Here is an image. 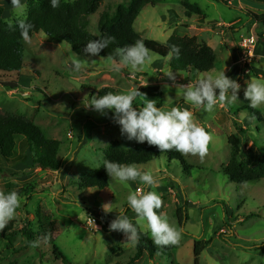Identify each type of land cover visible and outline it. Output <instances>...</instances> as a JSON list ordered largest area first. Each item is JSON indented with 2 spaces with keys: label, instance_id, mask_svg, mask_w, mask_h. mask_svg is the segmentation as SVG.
<instances>
[{
  "label": "rangeland",
  "instance_id": "1",
  "mask_svg": "<svg viewBox=\"0 0 264 264\" xmlns=\"http://www.w3.org/2000/svg\"><path fill=\"white\" fill-rule=\"evenodd\" d=\"M126 1L103 0L89 18V30L100 34V14L104 10L113 11L117 4ZM157 1L155 6L144 7L135 21L136 31L143 39L162 44L174 34L197 35L214 49L216 65L212 72L225 69L226 75L240 83L239 99L225 102L223 106L218 104L212 113H206L184 103L183 90L178 87L195 82L203 73L172 70L171 56L163 58L149 51L151 61L143 70L130 72L127 66L121 65V73H115L111 65L119 60L77 53L66 42L50 40L43 31L33 33L29 36L30 43L24 41V66L18 76L21 88L9 90L0 84V109L32 120L47 137L61 141L58 157L63 168L58 171L33 168L28 162L13 167L0 155V168L5 170L0 172L3 185L0 190H15L21 199L13 219V235L7 239L0 232V264H129L137 252L138 240L127 241L122 232L106 231L98 222L90 224L91 215L85 207L105 217L102 205L111 202L121 212L128 209L129 217L137 220L126 199L130 192L137 190H153L160 195L163 203L159 211L169 217L180 232V239L175 245L160 246L161 252L154 258L146 250L134 264H194V243L199 240H210L199 264H264V179L239 183L224 173L231 153L228 138L232 134L242 141L240 160L256 164L264 157V120L238 111L249 106L244 97L246 80L264 81V4L252 0H228L231 5L215 0ZM183 1L196 4L202 15L190 16L185 12ZM0 6H5L4 15L11 21L13 12L9 0H0ZM186 21L189 27L185 26ZM252 31L260 37L254 50L256 57L251 64L243 66L234 48ZM69 49L89 64L94 61L93 64L80 73L73 72L65 63ZM256 64L261 67H255ZM166 71L176 74L175 82L165 76ZM165 84L171 85L167 93ZM154 86L160 87V93L151 96L146 90ZM106 88L113 93L139 88L148 99L159 101L157 107L168 99L172 106L188 108L211 135L207 155L201 160L199 156L182 154L188 168L166 154L138 165L162 178L153 189L139 181L124 185L111 179L107 189L80 188V175L101 166L109 143L118 140L126 149L147 143L129 141L122 136L120 126L110 118L111 113L103 116L84 107L85 97L91 100ZM142 103L143 97H137L134 107ZM256 109L264 118V105ZM25 143L22 137L17 138L16 150L31 159ZM7 184L14 187H5ZM180 208L187 218L182 225L178 219ZM45 215L58 223L55 245L41 239L33 246L23 235L22 227L29 220L38 224ZM143 224L142 230L151 237L146 221ZM55 247L61 256L54 254Z\"/></svg>",
  "mask_w": 264,
  "mask_h": 264
},
{
  "label": "trees",
  "instance_id": "2",
  "mask_svg": "<svg viewBox=\"0 0 264 264\" xmlns=\"http://www.w3.org/2000/svg\"><path fill=\"white\" fill-rule=\"evenodd\" d=\"M103 0H75L72 2L60 0V6L53 9L50 0H27L28 5V21L33 25L29 33L43 31L50 40L71 45L72 49L77 52H85L84 49L89 40L98 39V37H112L111 43L107 48L103 49L99 56L109 57L119 60L116 51L126 45H131L137 40L143 41L145 47L163 57L169 58V53L173 45L180 48V54L177 58L174 54L170 58V67L176 72H196L204 73L212 71L216 65V54L214 49L205 41H200L197 35H172L166 44H162L153 39H143L136 31L134 24L142 10L147 5L155 6L157 0H128L117 4L113 11L104 10L100 14L98 28L100 34L92 33L89 30L90 16L99 8ZM226 5H231L228 0H215ZM259 4H264V0H252ZM182 5L186 12L191 14L202 15V10L189 1H183ZM5 9L0 6V84L9 90L21 88L18 76L24 66L23 52L24 39L20 34L18 27H9V20L4 16ZM252 16L256 14L250 12ZM14 24V21H13ZM262 36V35H261ZM238 47V46H237ZM238 55H241L240 47L234 48ZM151 96L160 93V87L154 86L146 90ZM112 92L111 89H103L99 92V96ZM238 111H245L252 117H257L260 121L264 118L261 112L250 106H244ZM242 131L246 132L243 128ZM22 137L26 142V146L31 153V159H27L17 149V138ZM231 146L229 162L224 173L235 182L245 183L264 179V157L259 159L258 163L252 164L250 160H240L243 157L242 141L239 136L232 134L228 138ZM61 141L47 137L42 128L35 124L32 120L10 113L0 109V155L5 161L15 167L21 163L28 162L33 168L49 169L58 171L63 168V164L58 157ZM166 154L169 158L180 161L185 168L188 165L180 152L175 150L160 152V150L148 143L137 145L126 149L118 140H114L104 149V161L109 160L121 164H147L155 157ZM93 169L87 173L80 175L79 187L91 188L98 187L101 189L109 188L111 177L103 167ZM24 168V167H22ZM5 171L0 168V172ZM0 186H3L0 184ZM5 187H14L13 184H7ZM2 191V190H0ZM85 210L89 215L96 218L106 231H110L109 225L114 219L116 213H109L105 217H101L97 211L86 206ZM127 209L124 213L128 215ZM130 218V217H129ZM131 219V218H130ZM178 219L180 224L187 219L182 208L178 209ZM133 223L136 220L131 219ZM36 224L29 220L22 227V233L27 238L29 244L45 241L51 245H55V233L58 231V223L49 216L40 217ZM15 221L9 222L7 227L2 231L4 238L13 235ZM138 229L137 252L130 259L129 264H134L140 259L147 250L151 258H154L161 252V247L157 246L148 232L142 230L139 224ZM210 240L195 241L194 243V264H199L200 256L206 249ZM54 254L61 256L57 248H53Z\"/></svg>",
  "mask_w": 264,
  "mask_h": 264
},
{
  "label": "clouds",
  "instance_id": "3",
  "mask_svg": "<svg viewBox=\"0 0 264 264\" xmlns=\"http://www.w3.org/2000/svg\"><path fill=\"white\" fill-rule=\"evenodd\" d=\"M9 2L13 12L9 27H18L25 43H30L29 33L33 25L27 18L25 0H9ZM50 4L53 9H56L60 6V0H50ZM112 39V37H98V39L89 40L84 51L90 56H97L108 47ZM173 54L179 57L178 46H172L169 55ZM116 55L119 57V63L113 62L111 65V71L115 73H121V65L127 66L130 72L141 71L146 63L151 61L149 50L141 40L117 49ZM65 63L75 73H80L86 66L92 65L87 60H81L72 49L67 51ZM255 67L260 68L261 65L256 64ZM163 73L175 82L176 74L170 71ZM178 87L183 90L184 103L198 110L202 109L206 113H212L218 104L223 106L225 102L232 103L239 99L238 93L241 89L240 83L226 75L225 69L203 73L195 82L190 81ZM164 88L167 93L171 85L165 84ZM140 96L143 97V103L139 104V107H134V100ZM244 97L253 109L264 105V81L256 78L246 80ZM82 103L85 108H91L103 116H109L111 113L110 118L120 126L121 135L129 141L147 142L149 145L156 146L160 152L175 150L183 155L199 156L201 160L208 153L211 135L206 127L197 121L194 113L188 108L172 106L168 103V99L163 106L157 107L158 100L148 99L146 94L141 93L137 88L127 92H108L91 100L85 97ZM103 167L111 180L124 185H127L129 181H139L148 189H153L162 179L154 175L151 169H143L136 164H121L105 160ZM126 199L128 208L136 214V223L134 224L124 212H121L115 203H104L102 210L105 214L116 211L109 225L110 231L122 232L127 241L136 242L138 239L136 224H139L142 229L143 222L146 221L147 229L157 246L178 243L180 232L170 222L169 217L159 211L163 202L156 191L137 190L130 192ZM20 206L21 199L17 191H0V232L15 218ZM36 244L37 242L34 241L33 246Z\"/></svg>",
  "mask_w": 264,
  "mask_h": 264
},
{
  "label": "built area",
  "instance_id": "4",
  "mask_svg": "<svg viewBox=\"0 0 264 264\" xmlns=\"http://www.w3.org/2000/svg\"><path fill=\"white\" fill-rule=\"evenodd\" d=\"M260 41V37L257 33L251 32L249 35L242 37L238 47L241 49V55H239V62L244 66L251 64L252 60L256 57L254 50L257 43ZM244 69V68H243ZM90 224L96 223V218L93 216L88 217Z\"/></svg>",
  "mask_w": 264,
  "mask_h": 264
},
{
  "label": "crops",
  "instance_id": "5",
  "mask_svg": "<svg viewBox=\"0 0 264 264\" xmlns=\"http://www.w3.org/2000/svg\"><path fill=\"white\" fill-rule=\"evenodd\" d=\"M257 3V2H256ZM7 6V5H6ZM5 7V6H4ZM5 12H6V9H5ZM185 12H186V10H185ZM187 13V12H186ZM5 16V15H4ZM190 16H192V14L190 15ZM5 17H7V16H5ZM199 21H201V19L199 18L198 19ZM185 26H187V27H189L190 26V24H189V21H186V25ZM192 26H196V23H193L192 24ZM196 28H198V27H196ZM252 32H255V31H252ZM256 33V32H255ZM211 46V45H210ZM205 73V72H204Z\"/></svg>",
  "mask_w": 264,
  "mask_h": 264
}]
</instances>
